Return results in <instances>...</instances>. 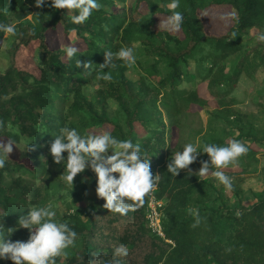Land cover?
<instances>
[{
	"label": "trees",
	"instance_id": "1",
	"mask_svg": "<svg viewBox=\"0 0 264 264\" xmlns=\"http://www.w3.org/2000/svg\"><path fill=\"white\" fill-rule=\"evenodd\" d=\"M98 2L100 9L87 21L73 24L64 9L46 5L34 12L26 0H0V9H8L0 14V22L13 19L17 29L15 36L9 35L13 40L8 49L10 66L0 72V143L14 141L17 152L16 159L9 154L0 168V225L5 232L16 229L8 239L28 240L29 231L17 228L28 207L51 206L57 218L67 221L77 233L74 246L67 250L66 264H95L97 260L109 264L113 247L121 244L128 250L122 264H264V191L254 194L250 205L236 194L238 205L230 208L222 202L223 186L213 177L189 174L188 170L174 178L167 173L172 153L189 142L198 150L203 143L223 146L233 139L245 143L247 154L228 167L238 171L225 172L231 179L259 163L257 154L264 146V136L259 137L260 130L245 115L233 111L230 96L244 74L254 78L260 69L264 73V43L247 54L240 43L249 29L264 28V0H179L176 11L183 14L184 21L178 33L158 30L155 25L156 15L166 18L170 14L166 8L169 0H136L131 9L126 8V0ZM225 6L232 12V26L224 35L209 34L204 16ZM142 8L147 9L146 15L140 13ZM128 12L140 19H130ZM58 25L68 38L78 40L77 45H70L77 48L71 59L64 48L46 45V35ZM3 38L0 34V42ZM135 44L139 46L134 48ZM121 47H132L139 69L151 72V77L160 75V80H130L131 65L115 57V66L105 69L110 71L111 81L96 79L95 71L84 72V63L98 69L104 52L116 53ZM35 50L40 57L36 61L38 76L21 69L17 62L21 55L34 56ZM203 53L193 72L190 60ZM196 79L199 82L193 88H183ZM197 85H205L218 105L209 114L208 132L195 127L191 119L197 114L191 112L193 105H208ZM137 124L145 134L135 130ZM171 126L179 129L174 147L166 142ZM61 127L76 128L82 135L107 127L115 138L139 143L142 155L149 157L150 171L160 176L144 204L120 216L104 209L103 199L89 200L90 188L96 187L90 169L74 178L73 189L67 187L64 169L59 174L50 169L49 147ZM207 159V154H199L189 170L198 172ZM6 178H10L9 185ZM152 199L161 205L157 210L164 237L150 227ZM189 208L199 210L196 227ZM61 260L57 258V264ZM0 264L12 262L3 259Z\"/></svg>",
	"mask_w": 264,
	"mask_h": 264
},
{
	"label": "clouds",
	"instance_id": "2",
	"mask_svg": "<svg viewBox=\"0 0 264 264\" xmlns=\"http://www.w3.org/2000/svg\"><path fill=\"white\" fill-rule=\"evenodd\" d=\"M46 5L54 10H67L73 24H83L101 7L98 0H34V6L38 9ZM178 7L179 0H169L166 8L170 10V14L163 21L160 20L159 29L169 33L181 30L184 17L180 11H176ZM5 11L8 9H0V14ZM16 33L14 24L0 22V34L15 36ZM255 39L258 43H264V30L259 31ZM64 53L71 59L77 53V48L65 46ZM103 55V63L99 64L98 69H92L91 63H84L83 68L87 74L97 72L96 79L104 81L112 79L110 71L105 69L115 66L114 57L128 65L135 63L136 59L132 47H121L116 53L106 51ZM76 65L80 67L78 60ZM30 145L26 146V151ZM13 146L16 147L15 142L10 139L7 143H0V168L9 160ZM247 152L246 144L235 139L223 146L203 143L199 150L196 144L185 143L181 150L172 153L167 173L173 178L182 170L201 177L210 175L223 186L225 192H230L232 179L222 170L230 165L235 166L238 159ZM65 153L66 156L63 155ZM49 154L53 163L63 165V181L69 188L73 189V180L78 174L83 173L86 168L90 169L96 178L95 195L103 199V208L120 216H125L130 209L142 206L145 196L155 190L160 177L154 176L150 171L149 157L142 155L139 143L117 139L107 130L100 133L90 131L87 135H82L76 128L61 127L52 139ZM199 154H207L208 159L200 163L198 172L193 173L189 166L197 161ZM27 210L17 221V228L29 231L27 241H10L8 236L16 229L5 232L0 225V260L7 259L12 264H57V258H66L67 250L74 246L77 239L76 231L67 221L59 220L51 206H30ZM188 212L194 218L192 226H198L199 210L189 208ZM127 256L128 250L124 245H115L109 264H122V259ZM95 264L104 262L97 260Z\"/></svg>",
	"mask_w": 264,
	"mask_h": 264
},
{
	"label": "rangeland",
	"instance_id": "3",
	"mask_svg": "<svg viewBox=\"0 0 264 264\" xmlns=\"http://www.w3.org/2000/svg\"><path fill=\"white\" fill-rule=\"evenodd\" d=\"M27 3H29L34 12H37V8L34 6V0H26ZM136 0H126V8L128 7L131 9L132 5H135ZM118 8L122 7L121 4H116ZM141 14L146 15L148 13L146 8H142L140 11ZM232 12L229 7H220V8H213L211 9L205 16V23H206V30L209 34H212L214 36H221L224 35L227 30L232 26ZM128 17L130 19L139 20L140 18L128 12ZM31 16H29V19ZM155 19V25L158 30H164L159 29L158 25L160 23V20L163 21L165 18L161 17L159 15H156L154 17ZM9 23H14L13 19L9 20ZM264 30V28H252L247 31V35L242 38L240 43L244 46L245 50L243 51V54L249 53L252 49L255 48V46L258 44V42L255 39V35L261 31ZM47 42L46 45L49 49L53 48H65V46L69 45H77L78 40H74V38H68L62 31L61 26L58 25L55 31L49 32L47 35ZM13 43V40L10 38L9 35H4L3 41L0 42V72H5L7 68L10 66V55L8 52V49L11 47ZM74 45V46H75ZM139 44L133 45L134 48L138 47ZM39 52L35 50L34 56L30 57L27 54L21 55L18 57L17 62L18 66L21 69L28 70L32 73H34L36 76L39 75V69L37 68L36 61L40 59ZM205 54H201L197 56L196 58H193L189 62V68L195 72L196 71V61L197 59L203 57ZM136 61V59H135ZM152 76V73L149 72L146 74L139 69V66L136 63L131 64L130 70L127 72V77L130 80L137 81L139 79H145L147 82H151V79L154 83H157L161 76ZM151 77V79H150ZM264 73L263 69H260L258 71L254 78H249L247 75H243L237 85L235 86L233 92L231 93L230 97H233L234 104L233 105V111L238 112L241 115H245L247 119H249L256 127V131L260 130L259 137L264 136ZM199 80L196 79L194 82L185 84L183 88H193L196 83H198ZM199 85V84H198ZM196 89L202 95L205 100L208 101V105L206 107H197L196 105H193L191 112L197 113L195 116L191 117L192 121H195V127H203V132L209 131V118L210 113L214 112L218 109V105L210 97L208 94L205 85L198 86ZM113 108H116V105L113 104ZM199 115V116H197ZM200 115H203L202 119L200 118ZM164 122L166 123L167 116H163ZM232 119V118H231ZM104 130H107L110 132V128L104 127L100 129H94L91 131H96L97 133H100ZM135 130L142 134H145L144 129L137 124L135 127ZM168 130V129H167ZM169 137L166 138V142L169 143L170 147H174L178 141L179 136V129L176 127L171 126L169 129ZM262 131V132H261ZM168 132V131H167ZM237 134V133H236ZM6 142V141H5ZM66 156V153L63 154ZM10 156L14 159L17 158V152L15 151L13 147V151L10 153ZM257 157L259 159V163H257L248 173H243L236 177L235 179H232V190L230 192H225L223 198L225 199L222 201L224 204L230 206V208H236L238 205L236 202L238 194L239 199H241L245 205H250L253 200V195L261 193L264 191V146L259 147V152L257 154ZM63 168L62 164H55L51 165L50 169H52L53 173H58ZM64 169V168H63ZM88 170L89 169H85ZM241 171V169H239ZM222 171L224 172H235L238 171L237 169L233 168H225ZM210 176V175H208ZM26 179H30L28 176H23ZM10 178H6V184H10ZM87 179V178H86ZM238 184L240 187H238ZM88 199L91 200L96 197L95 190L90 188ZM86 201L89 203V201L86 199ZM56 202V200H55ZM63 210V207L60 208ZM2 213V210L0 209V214ZM152 224L150 225V227ZM124 225H122L120 228H123ZM157 232L161 237H164V234L162 233V228L158 227ZM67 260L66 258H62L60 264H66Z\"/></svg>",
	"mask_w": 264,
	"mask_h": 264
},
{
	"label": "built area",
	"instance_id": "4",
	"mask_svg": "<svg viewBox=\"0 0 264 264\" xmlns=\"http://www.w3.org/2000/svg\"><path fill=\"white\" fill-rule=\"evenodd\" d=\"M160 203L159 202H155L153 199L151 200L150 203V207H151V212L148 215V219L150 220V225L152 224V228L156 231V232H160L158 231V227L160 228V217H159V213H158V207H160Z\"/></svg>",
	"mask_w": 264,
	"mask_h": 264
}]
</instances>
